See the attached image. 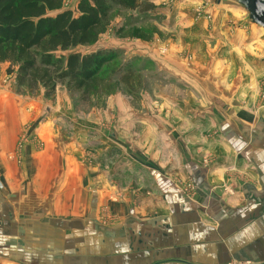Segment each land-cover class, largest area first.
Returning a JSON list of instances; mask_svg holds the SVG:
<instances>
[{"label": "crops", "instance_id": "0c3cea01", "mask_svg": "<svg viewBox=\"0 0 264 264\" xmlns=\"http://www.w3.org/2000/svg\"><path fill=\"white\" fill-rule=\"evenodd\" d=\"M147 1V11L162 6ZM77 2L64 8L75 16ZM217 3L208 5L207 29L182 31L208 44L194 53L200 64L183 61L171 39L163 59L172 93L189 86L187 69L199 70L191 82L209 91L168 94L169 117L130 120L161 136L135 143L130 157L116 151L125 120H115L110 136L100 131L98 165L71 159V178L58 180L51 132L37 136L44 148L17 149L27 122L42 131L36 107L34 120L20 118L17 95L0 93V264H264V27L236 0ZM174 5L168 22L192 19L179 2L161 9ZM126 132L137 139L134 128Z\"/></svg>", "mask_w": 264, "mask_h": 264}, {"label": "rangeland", "instance_id": "374dc122", "mask_svg": "<svg viewBox=\"0 0 264 264\" xmlns=\"http://www.w3.org/2000/svg\"><path fill=\"white\" fill-rule=\"evenodd\" d=\"M218 1L221 0H162V6H159L158 10L150 11H130L111 5L109 23L94 43L52 53L54 58H64L71 52L85 54L109 51L114 54L113 59L100 70L95 90L89 94L69 90L61 83H57L53 89L38 84L35 89L30 90L26 84L18 83L15 71L8 74L5 64L0 62V93H6L5 90H7V98L12 92L16 94L20 101L18 105H22L21 109L18 108L16 116L23 117L24 111L28 119L34 120L37 114V122L42 125L41 133L35 128L33 120L23 125V131L18 135L17 142L20 147L18 146L17 149L25 143L29 145L34 143L39 149L44 148L43 140L37 136L51 132L53 144L56 146L52 165L56 166L58 180H63L71 178V175L64 170L67 165H70L71 159L74 160V165L82 167L88 165V159L91 157L94 162L91 165H98L101 141L104 140L103 136H110L107 133L109 124H115V120L125 121L117 123V128L122 131L119 132V137L123 141L118 147L117 139H111L113 150L116 145L118 147L116 151L123 149L124 153L130 157L131 151L140 147L135 143H143L145 146L153 145L157 139H161V136L147 134L149 127L144 123H138L135 124L138 126L132 127L130 120L136 122V119L143 120L146 117L156 119L169 117L171 99H168V94L189 97V95L199 94L202 89L209 91L204 87L199 89L198 85L194 84L199 70L187 69L189 86L176 87L172 93L170 91L172 88L167 83L166 60L163 59L168 54L165 50L171 48L167 43L168 39H171L173 42L181 43L183 47L181 52L184 53L181 58L183 61L199 63V55L194 53L204 49L208 51V44L202 45L204 38L190 39L182 31H193L196 27L207 29L208 5L214 3L217 8ZM75 2L76 0H65L64 7H71ZM177 2L180 3V14L187 13V8L193 10L191 20L173 22L168 19L170 21L168 22L165 19L164 13L167 14L166 16L175 17L177 9L174 5L169 8V12L164 11L163 5H173ZM199 16L204 17L202 23L197 22L200 19ZM204 66L209 72V63H205ZM201 70L205 73L203 68ZM260 95L264 96V93H259V99H257L259 101ZM195 104L191 102L187 106ZM34 107H36V114ZM131 128L138 133L137 139L134 136L130 139V133L126 132ZM100 131L104 133L103 136ZM31 135L33 138L30 139ZM34 135L39 141H35L37 139ZM73 135L75 138L72 141Z\"/></svg>", "mask_w": 264, "mask_h": 264}, {"label": "trees", "instance_id": "16d2710c", "mask_svg": "<svg viewBox=\"0 0 264 264\" xmlns=\"http://www.w3.org/2000/svg\"><path fill=\"white\" fill-rule=\"evenodd\" d=\"M64 2L0 0V62L7 63L6 72L15 71L18 83L30 90L38 84L53 89L61 83L89 94L114 54L71 52L54 58L52 53L94 43L109 23L111 5L130 11H147L152 5L147 0H78L74 16Z\"/></svg>", "mask_w": 264, "mask_h": 264}, {"label": "water", "instance_id": "95a60500", "mask_svg": "<svg viewBox=\"0 0 264 264\" xmlns=\"http://www.w3.org/2000/svg\"><path fill=\"white\" fill-rule=\"evenodd\" d=\"M245 8L250 23L264 27V0H236Z\"/></svg>", "mask_w": 264, "mask_h": 264}, {"label": "built area", "instance_id": "2783aa9c", "mask_svg": "<svg viewBox=\"0 0 264 264\" xmlns=\"http://www.w3.org/2000/svg\"><path fill=\"white\" fill-rule=\"evenodd\" d=\"M224 264H243V263L236 262V261H230V262H227V263H224ZM246 264H249V263H246Z\"/></svg>", "mask_w": 264, "mask_h": 264}]
</instances>
